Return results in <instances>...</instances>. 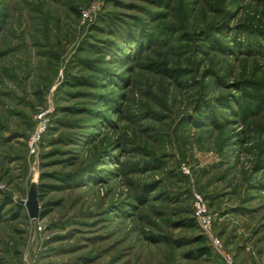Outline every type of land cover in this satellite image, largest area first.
<instances>
[{"label": "rangeland", "instance_id": "1", "mask_svg": "<svg viewBox=\"0 0 264 264\" xmlns=\"http://www.w3.org/2000/svg\"><path fill=\"white\" fill-rule=\"evenodd\" d=\"M212 239L264 264V0H0V264H226Z\"/></svg>", "mask_w": 264, "mask_h": 264}, {"label": "built area", "instance_id": "2", "mask_svg": "<svg viewBox=\"0 0 264 264\" xmlns=\"http://www.w3.org/2000/svg\"><path fill=\"white\" fill-rule=\"evenodd\" d=\"M45 129L46 120L44 119L43 114L40 113L36 116V125L28 140V149L31 154H34L36 152L37 145L40 141L41 136L45 132ZM193 211L194 219L199 225V227L202 230L207 231L212 223V216L209 213L204 200L199 195H194ZM211 243L215 250H217V252H219L220 255L223 257L226 264L233 263L230 256L220 252L218 240L212 239Z\"/></svg>", "mask_w": 264, "mask_h": 264}, {"label": "trees", "instance_id": "3", "mask_svg": "<svg viewBox=\"0 0 264 264\" xmlns=\"http://www.w3.org/2000/svg\"><path fill=\"white\" fill-rule=\"evenodd\" d=\"M65 83H67L68 85H71V86H78L80 83V80L72 77L71 81H66ZM41 187H43V186H37L36 187L37 191H43V190H41ZM44 188L48 189V190H44L45 192H50V191H54L57 189H61L60 187L50 186V185H45ZM38 196H40V195H38ZM48 206H54V204H43L41 207V210L39 212V215H38L39 219H43L49 215V213L52 210V207H48ZM18 213L19 212H17V214ZM196 226H197V224H196L194 218L189 219V220H185V221H181L176 225V227H196ZM197 242L203 243L204 245L197 248L195 250V252L188 253L186 255V257L190 260H199L201 258L211 256V252H212L211 248L208 245H206V242L202 236L198 238Z\"/></svg>", "mask_w": 264, "mask_h": 264}, {"label": "water", "instance_id": "4", "mask_svg": "<svg viewBox=\"0 0 264 264\" xmlns=\"http://www.w3.org/2000/svg\"><path fill=\"white\" fill-rule=\"evenodd\" d=\"M30 219H37L39 213V203L37 200L36 184L32 183L27 193L26 202H24Z\"/></svg>", "mask_w": 264, "mask_h": 264}]
</instances>
